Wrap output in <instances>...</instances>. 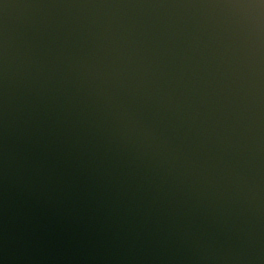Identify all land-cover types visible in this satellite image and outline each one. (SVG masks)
Segmentation results:
<instances>
[{"label": "clouds", "instance_id": "1", "mask_svg": "<svg viewBox=\"0 0 264 264\" xmlns=\"http://www.w3.org/2000/svg\"><path fill=\"white\" fill-rule=\"evenodd\" d=\"M77 6L219 10L252 68L254 79L247 89L252 94L250 107L264 106V0ZM73 40L50 61L25 53L17 62L10 58L6 31L0 33V120L6 137H16L17 132L29 139L35 136L39 146L54 136V143L60 144L61 152L71 160L73 172L87 174L94 186L92 195H98L102 205L133 215L155 214L168 222L158 244L173 240L186 245L195 253L191 258L200 264H253L260 260L255 250L249 255L239 251L253 248L251 234L232 227L228 239L239 249L223 254L216 236L194 222L196 213L215 216L225 206L242 200L251 205L260 192L250 176L252 169L246 174L236 154L229 155V149L222 147L226 141L231 143L230 137L222 136L215 123H210L209 110H202L210 109L208 101L200 105L191 95L194 89H189V94L178 91L187 88L184 70L179 74L169 70L157 51L156 39L137 32L134 26L114 27L101 21L94 29L90 27L87 35L81 33ZM46 63L51 67L46 69ZM10 88L15 89L11 96ZM25 90L27 95H23ZM17 93L26 101L22 109L15 103ZM41 110L52 119L48 131L41 127ZM52 111L54 118L49 116ZM18 119L23 120V128L17 126ZM4 162L21 173L26 185L32 175L53 179L46 158L25 156L18 163L16 152L6 147ZM77 187L71 179L64 190L71 192ZM121 239L117 234L116 240ZM139 239L136 234L131 245Z\"/></svg>", "mask_w": 264, "mask_h": 264}, {"label": "water", "instance_id": "2", "mask_svg": "<svg viewBox=\"0 0 264 264\" xmlns=\"http://www.w3.org/2000/svg\"><path fill=\"white\" fill-rule=\"evenodd\" d=\"M200 0H0V33L9 38L10 58L18 62L25 53L38 60L50 61L70 47L73 38L87 35L101 21L112 26L133 27L157 41V51L177 74L184 70V83L194 89L191 95L208 101L217 131L227 134L222 147L235 153L243 170L258 184L264 197V106L250 107L252 94L247 91L252 68L246 51L230 33L226 18L219 10L190 7H119L95 8L77 5L131 4L180 5ZM67 41V44H65ZM46 69L51 65L46 63ZM19 87H23L20 85ZM264 91V88L261 89ZM15 89L10 88V96ZM23 95H27V90ZM15 103L21 109L26 101L17 93ZM33 99V97H28ZM51 104V101L49 100ZM54 108V106H53ZM19 116V113H17ZM54 118V111L49 112ZM41 127L49 130L52 119L41 110ZM10 118V125H11ZM16 124L23 128V120ZM11 131V129H10ZM36 137L5 135L0 120V264H200L195 253L178 242L157 243L163 218L129 214L113 210L93 196L94 186L87 174L74 173L71 160L54 143H35ZM6 147L17 154L18 163L46 158L52 180L32 175L25 183L21 173L4 162ZM18 167V165H17ZM56 177H62L57 179ZM74 179L78 187L68 192L65 182ZM251 205L242 200L215 216L196 213L194 222L215 235L221 252L239 249L228 237L238 227L251 234L253 248L239 249L242 255L255 250L264 264V200ZM157 219L161 223L157 224ZM215 220V223H213ZM227 221V223H225ZM119 234L123 239L117 241ZM125 234H127L125 236ZM139 234L133 247L131 241ZM92 257H97L93 260Z\"/></svg>", "mask_w": 264, "mask_h": 264}]
</instances>
